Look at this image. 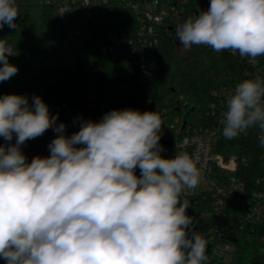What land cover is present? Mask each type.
Returning <instances> with one entry per match:
<instances>
[{"label": "clouds", "instance_id": "obj_1", "mask_svg": "<svg viewBox=\"0 0 264 264\" xmlns=\"http://www.w3.org/2000/svg\"><path fill=\"white\" fill-rule=\"evenodd\" d=\"M87 5V0H85ZM16 0H0V29L17 28ZM193 45L230 50L252 62L264 56V0H211L177 29ZM0 40V82L17 74ZM0 96V259L6 264H205L208 241L195 231L185 190L202 178L187 153L164 158L158 111L112 110L66 136L65 124L39 96ZM222 135L264 133V79L257 74L226 98ZM55 126V127H54ZM50 155L27 162L21 146L53 128ZM264 146V134L260 136ZM77 145H81L77 147ZM141 175L135 174L136 168ZM264 197V193H252Z\"/></svg>", "mask_w": 264, "mask_h": 264}, {"label": "trees", "instance_id": "obj_2", "mask_svg": "<svg viewBox=\"0 0 264 264\" xmlns=\"http://www.w3.org/2000/svg\"><path fill=\"white\" fill-rule=\"evenodd\" d=\"M151 2L108 0L103 14L69 22L60 19L56 8L46 0H16L20 13L16 18L17 28L4 25L0 40L5 39L15 51L8 61L17 66L18 72L0 82V96H26L29 105L33 103V96H39L46 105L49 99L73 104L92 83L101 95L100 101L117 110L158 111L163 121L161 146L163 138L168 137L167 126L172 122L188 134L215 126L218 113L209 107L214 102L212 92L222 79H230L234 84L245 80L241 76L244 64L225 50L216 52L206 45H193L180 56L177 30L159 26L155 35V60L146 67L147 75L143 79L136 38L139 13L127 4L142 7ZM210 2L197 0L195 8L180 14L181 24L189 16L207 11ZM182 4L183 0H167V6L181 7ZM112 45L111 52H103L102 48ZM93 66L101 67V71L92 73ZM47 138L46 130L42 136L21 146L27 162H31L27 148L47 145ZM15 142V135L11 142L0 137V146ZM216 146L215 153L224 157L235 155L246 159L247 165L240 167L246 173L244 179L251 180L258 175L257 145L248 136L240 134L232 140L223 136ZM184 199L190 203L187 215L194 217L195 228L199 222L206 223L200 214L208 212L207 201L182 195L181 201ZM232 264H264V253L255 242H241L233 254Z\"/></svg>", "mask_w": 264, "mask_h": 264}, {"label": "built area", "instance_id": "obj_3", "mask_svg": "<svg viewBox=\"0 0 264 264\" xmlns=\"http://www.w3.org/2000/svg\"><path fill=\"white\" fill-rule=\"evenodd\" d=\"M55 8L59 18L71 21L79 17H91L103 14L107 9L108 0H46ZM148 5V6H147ZM137 15L139 23L136 32L139 44V64L143 69L142 78L145 79V70L149 63L155 60V35L159 26L169 29L178 24L177 17L184 11L182 7L167 6L160 10L153 8L151 3L142 7L137 4H127ZM141 9H140V8ZM180 26V25H179ZM176 29V28H175ZM114 46L102 48L103 52H111ZM230 55L238 58L244 64L241 71L243 79L254 78L257 74L264 79V56H258L255 62L249 57H241L238 52L225 50ZM132 53V52H131ZM101 67L93 66L92 73H98ZM230 79H222L213 90L214 102L209 103L211 111L217 112L216 125L209 129L194 130L191 134L184 133L181 126L169 124L167 126L168 137L163 138L161 155L164 158H174L177 152L187 153L196 162L202 172V178L194 189L185 190L182 194L189 197H198L200 201H207L208 212L200 214V218L206 223H200L194 230L199 232L207 241L209 259L205 264H232L233 254L241 242H255L264 253V197H252V193H264V146L260 144L261 130L258 127L250 128L241 133L248 136L257 145L256 156L258 175L251 180L244 179L246 166L244 157L231 155L224 157L215 153L223 129V114L226 111V98L232 94L235 86ZM100 93L92 83L86 87L83 97L73 104L66 102L56 103L49 99L47 106L52 116H57L56 125L65 124L66 136L80 130L82 122H100L107 113V102L100 101ZM54 126V127H55ZM53 128L47 130V145L30 146L27 148V157L32 160L36 156L47 157L50 155L48 145L56 138L58 133ZM81 145H77L80 147ZM135 174L141 175L137 167ZM0 264L6 261L0 259Z\"/></svg>", "mask_w": 264, "mask_h": 264}, {"label": "rangeland", "instance_id": "obj_4", "mask_svg": "<svg viewBox=\"0 0 264 264\" xmlns=\"http://www.w3.org/2000/svg\"><path fill=\"white\" fill-rule=\"evenodd\" d=\"M196 4H197V0H183V4H182V6L181 5L180 6L182 7L183 10H190V9L195 8ZM151 5L153 6V8L164 10V9H167V0H152ZM176 21L178 22V24L180 23L179 24L180 26L177 25L175 27L177 30L178 28H180L182 26V24L180 22V15L177 17ZM177 51H178L180 56H183L185 53V51L181 50L180 44H178ZM112 110H117V108H115V106H113V105H108L107 113L112 111Z\"/></svg>", "mask_w": 264, "mask_h": 264}]
</instances>
